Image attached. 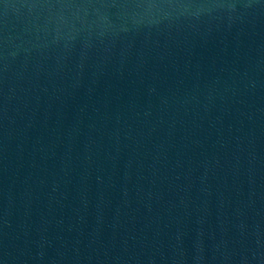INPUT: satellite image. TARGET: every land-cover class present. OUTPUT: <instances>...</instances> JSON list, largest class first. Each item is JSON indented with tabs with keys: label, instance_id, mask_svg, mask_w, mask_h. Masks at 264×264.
Segmentation results:
<instances>
[{
	"label": "water",
	"instance_id": "95a60500",
	"mask_svg": "<svg viewBox=\"0 0 264 264\" xmlns=\"http://www.w3.org/2000/svg\"><path fill=\"white\" fill-rule=\"evenodd\" d=\"M0 264H264V0H0Z\"/></svg>",
	"mask_w": 264,
	"mask_h": 264
}]
</instances>
